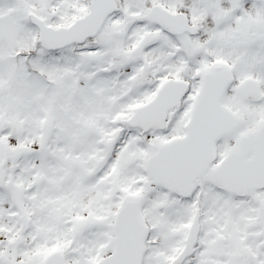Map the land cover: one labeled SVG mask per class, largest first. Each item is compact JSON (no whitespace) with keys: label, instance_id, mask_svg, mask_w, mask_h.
<instances>
[{"label":"snow or ice","instance_id":"obj_1","mask_svg":"<svg viewBox=\"0 0 264 264\" xmlns=\"http://www.w3.org/2000/svg\"><path fill=\"white\" fill-rule=\"evenodd\" d=\"M0 264H264V0H0Z\"/></svg>","mask_w":264,"mask_h":264}]
</instances>
